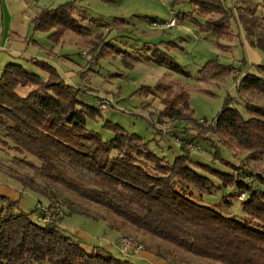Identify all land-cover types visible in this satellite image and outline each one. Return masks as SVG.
Listing matches in <instances>:
<instances>
[{
  "label": "trees",
  "instance_id": "1",
  "mask_svg": "<svg viewBox=\"0 0 264 264\" xmlns=\"http://www.w3.org/2000/svg\"><path fill=\"white\" fill-rule=\"evenodd\" d=\"M171 3L191 5L192 11L182 13L183 19L193 15L207 17L201 31L215 35L214 44L223 49L220 41L232 35V14L223 0ZM73 9V1L43 8L30 23L34 31L48 33V39L58 44L67 32L80 36L87 32ZM240 22L257 36L253 46L264 51V17L252 20L240 12ZM149 61L185 74L181 65L159 46L152 51ZM28 62H33L47 77L27 70L22 63L4 66L0 75V131L4 135L2 142L40 162L37 166L22 160L34 177L68 187L78 197L117 214L123 223L150 233L180 253L219 264H264V190L255 186V182L264 184V177L224 159L221 153L223 148L243 149L250 156H264V106L247 103L244 114L231 98H226L212 122L205 125L193 117L187 89H181L172 100L165 97L161 100V116L191 124L197 135L190 142L200 137L208 141L213 149L212 158L231 171L193 162L191 152L183 144L180 154L169 163L165 156L150 150L148 142L118 124L102 125L114 134L111 140L104 141L99 132L87 126L88 120L101 116L96 106L79 99L76 89L52 64L34 59ZM210 65L220 68L214 61L207 66ZM18 88L29 90L21 96ZM166 88L170 90L158 83L154 87L142 86L133 94H148L155 89L167 91ZM238 88L264 95V64H250ZM59 164L91 171L97 178V187L78 184L60 171ZM16 176L25 186L37 189L27 183L33 182L31 177ZM215 181L218 188L235 191L224 198H236L246 218L224 215L205 204L200 196L197 199L192 195L194 188L211 192ZM225 202L231 207L228 199ZM33 214L34 211L19 208L17 201L0 195V264H134L100 246H92L88 251L83 242L58 225H43L32 219Z\"/></svg>",
  "mask_w": 264,
  "mask_h": 264
},
{
  "label": "rangeland",
  "instance_id": "2",
  "mask_svg": "<svg viewBox=\"0 0 264 264\" xmlns=\"http://www.w3.org/2000/svg\"><path fill=\"white\" fill-rule=\"evenodd\" d=\"M5 1L12 3V0ZM32 1L28 2L31 16L43 8H54L73 1L75 17L87 28L82 36L67 32L60 43L53 44L48 39V33L34 31L30 23L33 16L29 20L31 29L22 56L24 63L31 59L47 61L45 58H49L50 62H47L55 66L62 78L76 89L79 99L96 106L101 116L97 120H88V129L99 132L104 141H109L114 134L102 128V125L105 122L118 124L125 131L135 133L148 142L149 149L159 156H165L169 163L180 154L183 144L191 152L193 162L216 170L231 171L212 158L213 149L208 141L200 137L194 143L190 142L197 135L191 124L161 116L164 108L161 100L165 97L172 100L181 89H187L189 104L194 110L193 117L205 125L212 122L226 98H231L233 105L244 114L247 103L264 106V95L238 88V82L250 64H264V51L253 46L257 36L249 33L240 22V12L252 20L262 19L264 0H223L232 14V35L220 41L224 45L223 49L214 44L215 35L201 31L200 27L207 17L193 15L192 18H182V13L192 11L189 4L172 5L171 0ZM26 2L18 0L14 7L20 9ZM171 19L176 20L177 28L167 26ZM105 43H110L111 46H103ZM156 46L173 57L185 74L150 62L149 58ZM101 50L103 54L100 53ZM43 55L46 57L43 58ZM210 61H214L220 68L210 65V69L207 66ZM12 62L23 63L19 59L7 60V63ZM31 63H26L28 65L25 68L46 79L47 74ZM3 68L4 65H0V75ZM250 70L256 72L254 69ZM158 83L170 90L155 89L148 94H133L142 86L154 87ZM169 84L170 86H166ZM28 90L29 88H18L17 93L25 96ZM2 140L4 135L0 131V187L12 189L17 198L0 195L17 201L19 208L24 211H34L31 217L37 222V210L41 204L48 208L59 207L60 212L54 214L51 224L58 225L66 234L84 244L104 249L110 244L112 254L130 258L134 264H147L134 259L142 251L153 255L152 262L219 264L192 254L180 253L150 233L123 223L117 214L109 213L78 197L68 187L53 185L34 177L22 160L31 161L37 166L40 162L30 155L18 153L12 144H5ZM221 153L224 159L264 177V156H250L243 149L229 151L223 148ZM59 168L78 184L97 187V178L91 171L64 164H59ZM17 174L31 177L33 182L27 183L37 189L25 186L18 180ZM216 183L218 182L215 181ZM255 186L264 190V184L255 182ZM234 192L224 187L218 188L216 184L209 193L201 192L198 188H194L191 193L197 199L200 196L205 204L224 215L244 219L247 216L241 203L230 196L224 198L228 193ZM226 199L231 202V207L227 206ZM124 240L136 246H129V249L138 248L137 252L123 254L121 250Z\"/></svg>",
  "mask_w": 264,
  "mask_h": 264
},
{
  "label": "crops",
  "instance_id": "3",
  "mask_svg": "<svg viewBox=\"0 0 264 264\" xmlns=\"http://www.w3.org/2000/svg\"><path fill=\"white\" fill-rule=\"evenodd\" d=\"M26 1L27 2L25 4H22L20 6V9H18L17 7H14V4L18 3V0H12L11 4L10 2H6L5 0H0V65L5 66L7 60L15 61L16 59H19L23 62L22 55L23 52L25 51L26 40L29 36L31 29L29 20L31 17L35 16L39 12L38 11L33 16H31L30 14L31 9H29L30 4L28 3L29 0ZM8 5L11 6L8 7ZM42 57L44 58L46 56L43 55ZM45 59L48 62H50L49 58H45ZM26 63H31V62H26ZM26 63H24L23 65L24 66L28 65ZM161 152H163V150ZM0 194L15 199L17 198V195L14 193L12 189L4 186L0 187ZM80 236H82V234H80ZM83 246L88 251H90L92 248V246L89 244L83 243ZM105 249L111 251L112 247L109 244ZM153 258L154 257L151 253L145 251H142L141 253H139L134 257V259L139 261L140 263L165 264L163 261L152 262ZM123 259H128V258H123ZM128 260H130V258ZM131 261L133 262L132 259Z\"/></svg>",
  "mask_w": 264,
  "mask_h": 264
},
{
  "label": "built area",
  "instance_id": "4",
  "mask_svg": "<svg viewBox=\"0 0 264 264\" xmlns=\"http://www.w3.org/2000/svg\"><path fill=\"white\" fill-rule=\"evenodd\" d=\"M177 22L175 19H171L168 23H167V26H169L170 28L174 29V28H177ZM190 147V146H189ZM244 198V194H241L239 196V199L242 200ZM38 216H37V220L38 222H40L41 224L43 225H47V224H51L54 220V214L55 213H59L60 212V209L59 207H54V208H48L46 207L45 205L41 204L40 205V209L38 208ZM129 246L131 247H136V246H132L130 242L124 240L123 243H122V250L121 252L123 254H131V253H136L137 252V249H132L133 251H131V249H129ZM141 248V247H140Z\"/></svg>",
  "mask_w": 264,
  "mask_h": 264
}]
</instances>
